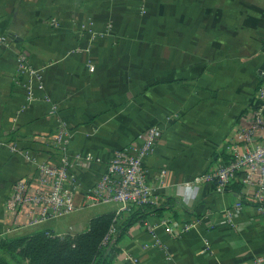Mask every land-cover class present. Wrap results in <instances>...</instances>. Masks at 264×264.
I'll list each match as a JSON object with an SVG mask.
<instances>
[{"label":"crops","instance_id":"1","mask_svg":"<svg viewBox=\"0 0 264 264\" xmlns=\"http://www.w3.org/2000/svg\"><path fill=\"white\" fill-rule=\"evenodd\" d=\"M91 21L94 33L82 29ZM0 33L16 35L0 46V234L13 224L18 230L34 211L25 207L13 218L6 210L18 181L36 183V165L12 150L14 142L40 162H61L50 113L57 104L71 131L69 158L88 151L95 156L70 169L80 183L78 204L114 151L152 126L160 129L145 171L152 204L162 213L144 220L154 233L144 221L128 228L112 264L264 259V207L235 208L240 195L232 187L219 192L215 182H194L245 152L243 133L259 106L264 68V0H0ZM20 50L43 70L32 102L17 81ZM257 134L264 135V120ZM256 189L243 185L241 193L258 203ZM107 206L68 230L76 234L94 216L124 213Z\"/></svg>","mask_w":264,"mask_h":264},{"label":"built area","instance_id":"2","mask_svg":"<svg viewBox=\"0 0 264 264\" xmlns=\"http://www.w3.org/2000/svg\"><path fill=\"white\" fill-rule=\"evenodd\" d=\"M53 24L58 26L55 20H53ZM93 25L94 23L91 21L87 25H82V29L94 33ZM9 43V37L0 33V46L8 47ZM17 75L25 79L22 83L27 90V101H34L37 98L35 85L38 84L42 88L43 70L31 64L29 55L24 50L20 51L17 57ZM256 97L259 106L254 110L251 127L243 133L246 141L245 152L237 154L215 171L197 175L194 178L195 183L215 182L217 190L222 192L232 183L236 174L242 171L244 175L241 181L244 188L250 189L255 186L257 188L256 199L259 202H264V135L257 134V130L262 127L264 120V68ZM46 99L49 100L47 96ZM50 113L54 115L58 125L53 137V144L64 153L60 158L61 162L58 165L45 161L40 162L29 151L18 150V144L14 142L12 150L19 151L27 160L36 165V183L30 185L22 180L13 186L6 205L8 215L14 218L23 208L32 207L34 211L29 213V219L22 226H36L81 211L86 206L117 204L116 213L120 215L123 211L129 210L132 205L152 203L153 189L146 178L145 164L154 154L160 138V129L157 126L147 129L139 137V140L114 151L106 171L86 194L83 203L78 204L75 197L80 183L71 174L70 169L72 165L81 167L89 165L95 156L88 151L77 153L73 159H70L66 151L71 131L63 121L57 104L51 106ZM163 173L165 170L161 174ZM242 206L240 201L234 205L238 209ZM144 223L147 222L144 221ZM147 224L149 231L154 233L155 227ZM12 229L9 227L3 234L11 232ZM115 233L116 227L112 226L102 245H106ZM169 233L174 235L171 229H169ZM52 234L59 237L65 235L56 232H52ZM156 243L159 244L160 240L158 239ZM209 244L207 241V249H209ZM257 261L262 264L264 259L259 258ZM131 262L139 264V260L136 258Z\"/></svg>","mask_w":264,"mask_h":264},{"label":"trees","instance_id":"3","mask_svg":"<svg viewBox=\"0 0 264 264\" xmlns=\"http://www.w3.org/2000/svg\"><path fill=\"white\" fill-rule=\"evenodd\" d=\"M9 40L12 41L10 38ZM24 80V77L17 75V81L21 83ZM12 138L14 139L15 135ZM56 150L60 151L58 154H64L60 149ZM243 175L244 172H238L228 187H232L240 195L239 201L242 204L264 207V203L247 201L241 193ZM160 213L162 207L152 203L132 205L120 216H116L115 212L94 216L85 231L66 233L63 237L53 235L51 228L40 226L23 235L5 234L0 239V264H112L120 252L118 243L121 236L128 228L153 214ZM112 226L116 227L115 235L106 245H102Z\"/></svg>","mask_w":264,"mask_h":264},{"label":"rangeland","instance_id":"4","mask_svg":"<svg viewBox=\"0 0 264 264\" xmlns=\"http://www.w3.org/2000/svg\"><path fill=\"white\" fill-rule=\"evenodd\" d=\"M112 28H113V24L112 23H109L106 26V29H110L111 30ZM18 150L23 151L20 148ZM16 152H19V151H16ZM11 193H12V190H11V192L9 193V195L7 196V198L5 200V206L8 203V200H9V197H10ZM115 205H117V204H115ZM105 207H108V206L107 205H101L100 207L98 206L96 208H88V209H85L83 211H78V212H75V213L70 214L68 216H65V217H62V218H59V219H55V220H51V221H48L46 223L39 224V225H36V226H22V227L18 228V230L16 229V231L14 230V231L8 232L6 234H8V236L23 235V234H26V233L31 232L37 226L44 227V228L45 227L51 228V230L53 232H56V233H58V232L59 233L61 232L63 234H66V233H75L73 231H75L76 229L73 230V231H69L68 229L70 227H73L74 225L79 224V223H81V224L86 223L87 220L89 219V217H91L93 215H96V214H99V211H101V209L102 208H105ZM14 227H15V224H13V227H10V228H13L14 229ZM3 236H4V234H0V239Z\"/></svg>","mask_w":264,"mask_h":264},{"label":"water","instance_id":"5","mask_svg":"<svg viewBox=\"0 0 264 264\" xmlns=\"http://www.w3.org/2000/svg\"><path fill=\"white\" fill-rule=\"evenodd\" d=\"M8 37L14 39L16 37V35L14 33H10V35Z\"/></svg>","mask_w":264,"mask_h":264}]
</instances>
